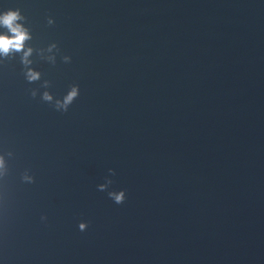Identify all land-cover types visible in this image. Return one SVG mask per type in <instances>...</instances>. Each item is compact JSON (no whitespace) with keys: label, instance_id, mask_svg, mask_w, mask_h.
<instances>
[{"label":"water","instance_id":"1","mask_svg":"<svg viewBox=\"0 0 264 264\" xmlns=\"http://www.w3.org/2000/svg\"><path fill=\"white\" fill-rule=\"evenodd\" d=\"M7 11L33 51L0 55V264H264V0Z\"/></svg>","mask_w":264,"mask_h":264},{"label":"clouds","instance_id":"2","mask_svg":"<svg viewBox=\"0 0 264 264\" xmlns=\"http://www.w3.org/2000/svg\"><path fill=\"white\" fill-rule=\"evenodd\" d=\"M23 17L20 15L18 11H7L3 15H0V25H3L11 35H0V55L7 57L12 53H23L22 62L27 66L31 63L28 57L32 54V49L29 47L25 50L26 41L31 39V36L28 30L23 26V24L18 23V21L22 20ZM55 45L49 47V51L54 48ZM50 60L54 62V57H49ZM65 61H68L69 58L65 57ZM26 78L30 81H36L40 78V74L31 69H28L26 73ZM45 86H47V82H45ZM77 88L73 87L72 90L64 97L63 101H57L56 107L57 109L66 110L68 105L71 104L73 99L77 96ZM33 96L36 95V92L33 91ZM42 99L45 101H51L52 96L45 92L42 96ZM3 158H0V168L3 167ZM25 179L31 180L30 177H25ZM111 183V181H109ZM105 185H100L99 189L103 191ZM109 195L115 200L117 204L123 203L125 199L124 192L117 193H109ZM85 224H80V229L84 230Z\"/></svg>","mask_w":264,"mask_h":264}]
</instances>
